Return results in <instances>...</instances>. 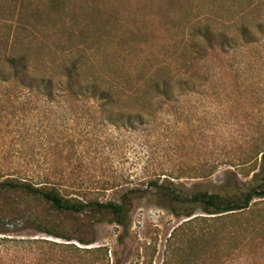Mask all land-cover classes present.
<instances>
[{"label":"rangeland","instance_id":"rangeland-1","mask_svg":"<svg viewBox=\"0 0 264 264\" xmlns=\"http://www.w3.org/2000/svg\"><path fill=\"white\" fill-rule=\"evenodd\" d=\"M34 1L40 6L58 2ZM60 1L72 9L89 1L94 5L118 3L132 7V15L140 17L145 3L161 0ZM180 1L174 27L170 32L162 29L157 44L129 34L128 52L123 42H109L105 36L99 41L88 40L76 49V42L69 41L66 33L50 29L46 43L36 44L35 54L41 56L36 64H67L78 56L82 64H99L105 71L115 64L129 70L135 64H156L163 60L161 46L166 34L179 39L186 31L179 21L181 25L197 20L224 21L248 4H259L258 0ZM263 10L264 7L260 12ZM77 12L80 16L74 27L76 34L80 30L78 23L85 19L81 13L88 14L86 10ZM251 66L223 67L219 73L225 75L213 82L209 78L204 92L180 96L177 103L153 115H141V121L133 118V124L126 121L127 115L120 125L94 109H63L62 103L35 98L0 113V165H9L28 178L47 175L51 180L59 179L72 196H78L73 190L80 187L86 198L100 202L117 200L126 190H134L129 225L121 243L118 235L122 230L108 214L57 212L41 198L21 191L0 192V235L14 231L76 247L105 246L109 264H166L168 238L185 218L164 208L148 191V182L159 175L160 180H173L185 192H216L232 172L239 186L252 183V166L237 165L251 144L259 142L264 148V67ZM209 72L212 74V69ZM201 81H194V86ZM262 165L264 168V162ZM230 180L229 184L235 185L232 177ZM194 212L205 215L198 207ZM45 231L71 241L47 236ZM79 239L92 243L82 245ZM258 256L244 264H264V249Z\"/></svg>","mask_w":264,"mask_h":264},{"label":"trees","instance_id":"trees-1","mask_svg":"<svg viewBox=\"0 0 264 264\" xmlns=\"http://www.w3.org/2000/svg\"><path fill=\"white\" fill-rule=\"evenodd\" d=\"M179 1L145 3L143 15L134 17L132 7L118 3L94 5L89 1L72 9L59 0L50 2V6H40L34 0H0V113L17 109L26 100L35 98L46 103H62L63 109H94L120 125L127 115L126 121L133 124L130 121L133 118L141 121V115H153L177 103L180 96L204 92L209 78L212 77V82L220 79L225 74L219 72L226 67H252V64L264 67L261 47L264 10L260 12L264 0H258L257 6L248 4L224 21L197 20L184 25L179 21L186 31L179 39L166 34L161 46L164 57L156 64H135L133 70L118 68L115 64L105 71L99 64H82L79 56L67 64H36L41 59L35 54L36 44L46 43L50 29L53 33H66L69 41L76 42L73 47L76 49L88 40L99 41L104 36L109 42L117 40L126 46L129 34L157 44L162 29L170 32L174 27ZM76 10L88 11V14L81 13L85 19L78 23V34L74 31L80 16ZM110 32L113 33L110 35ZM130 50L131 47L127 52ZM176 61L179 64H173ZM216 67L218 72L214 71ZM196 80L202 81L194 86ZM263 162V146L259 142L251 144L237 165L252 166V183L239 186L236 176L228 172L226 182L216 192H185L173 180L165 177L160 180L159 175L149 180L150 194L172 215L185 218L168 238L166 264H244L259 257V251L264 249ZM229 176L235 185L229 184ZM4 191H21L39 197L57 212L108 214L122 230L118 235L120 243L129 225L134 194V190H126L117 200L100 202L86 198L81 188L76 187L73 191L78 196H72L59 179L51 180L47 175L28 178L11 170L9 165H0V192ZM196 207L205 215L196 214ZM44 233L71 241L50 231ZM78 242L92 243L82 239ZM62 253L66 257L60 256ZM65 263L109 264L108 249L76 247L72 243L26 237L14 231L0 235V264Z\"/></svg>","mask_w":264,"mask_h":264}]
</instances>
